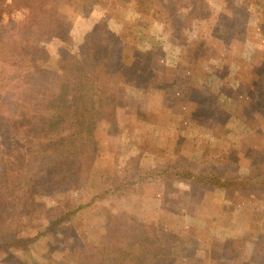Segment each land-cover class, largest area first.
Masks as SVG:
<instances>
[{
	"label": "rangeland",
	"instance_id": "1",
	"mask_svg": "<svg viewBox=\"0 0 264 264\" xmlns=\"http://www.w3.org/2000/svg\"><path fill=\"white\" fill-rule=\"evenodd\" d=\"M203 1L204 5L198 10V13L203 15L192 21L191 28L187 29L184 37L179 39L175 35L172 37L160 31L164 24L157 22L150 8L145 11L149 0H118L116 4L114 0H51V7L60 11L62 17L66 19L65 25L69 24L71 27L73 42L67 44L73 51L76 52L77 46L84 42L87 34L97 28L110 26L120 30L124 25L132 30L130 33L133 42L132 57L135 53L139 55L138 51H151L152 55L147 69L141 68L143 62L140 59L138 62H142L141 66L134 61L123 62L117 66L120 69L117 70L118 76L124 82L123 85L114 84L115 80L111 79L110 83L99 81L95 83L97 86L101 85L100 94L106 92L109 100L115 99V104H109L111 103L109 100L103 105L99 103L96 106L98 115L95 119L89 117L90 114H82L75 105L72 94L69 96L70 102L64 103L66 107L59 108V103L66 98L57 92L49 98L51 102L43 104L40 112L36 111L39 117L33 119L35 114L30 112V104L24 103L23 100L33 99L35 104V95L30 93L26 85L29 82L34 84L38 79L32 78V72L28 71V67L32 65L59 70L58 49L55 45H50L51 56L47 58L42 57L49 51L36 52L33 49L34 58H32L29 54L30 49H27L30 35L25 33L31 28V24L26 22V18L34 13L32 22L41 24L37 21V4L33 1L30 2V7H24L17 6L15 0H0V154L1 148L4 150L9 146L20 145L28 137L39 136L36 133L37 128L39 129L42 123L47 124L62 110L64 116L71 114L66 119L69 126L64 128L70 129V132L66 131L64 135L70 138L75 135L74 141H78L81 147L90 139L94 141L92 144L94 152H91L94 161L93 166L91 162L89 175L93 172L92 177L97 182V186L90 185L87 180L88 175L85 173L84 177L80 176L78 183L73 178H67L66 188L53 195L45 189L37 190L33 200L42 201L47 208H55L56 212L51 214V218L42 220L22 217V221L28 225V230H23L19 235L29 237L38 225L47 223L50 225L51 219L61 215L62 212L67 213L66 217L62 223L49 228V235L28 242L23 247L17 244L16 248H6L0 257V264H134L133 261L124 262V253L120 256V253L113 255L111 252L114 247L117 249L124 247L128 241L135 242L140 238L148 237L142 231L143 227L136 226L135 221L155 223L161 217L173 228L180 229L186 226L185 230H189L184 218L171 213L188 207L186 201L192 202L195 194L190 193L192 195L190 196L189 193H184L183 185L164 188L151 183L121 188L116 193L109 194L106 191L107 185L103 186V181L108 180L109 185L114 186L119 180H113L112 177H122L121 174H139L140 169H150L158 162L173 160L176 155L174 153L176 142L182 143L184 148L179 160L194 167L198 165L216 169L214 166L221 159H215L213 156L225 145H231L230 147L239 150L240 154L251 147V155L264 158L259 150H264V1ZM245 3L248 9L244 6ZM111 7L115 8L113 15L112 9H109ZM240 18L241 22L238 21ZM49 19L51 16L47 15L41 26L46 27ZM60 22L54 23L58 32L61 31ZM235 25L239 26L237 28L239 39L232 42V39L230 41L225 35V31ZM45 43L42 45L47 49ZM134 47L136 51L133 50ZM255 56L254 62L260 58L261 65L253 72L254 62L251 60ZM174 67L177 68L178 74L170 75L172 72L169 70L174 71ZM183 68L185 71L189 70V73L192 70V76L181 74ZM109 72H111L110 76L117 73L112 69ZM166 75L188 83L193 82L191 99L195 103L194 108L202 110V114L197 115L198 123L187 122L182 115L183 110L177 109L176 111L182 115V118L177 115L182 119L180 126L173 129L172 124L166 125L167 120L173 116L166 111L171 108L169 106H173L171 103L175 100L171 96L167 99L162 98L161 91L164 87L162 80ZM68 78L69 75L63 78L66 86ZM227 81L229 83L224 84ZM88 82L86 80V83H83ZM76 83L81 82L77 80ZM67 92L71 93L70 90ZM248 95H253L254 99L249 102L250 104ZM57 96L61 98L60 101ZM49 104L53 106L49 108ZM187 105L184 104L191 109V104L187 103ZM42 115L44 117H40ZM72 116L73 119H70ZM211 119L222 120L226 124L217 127ZM168 127H171V130ZM215 134L221 135L219 139ZM178 135H182L179 141L176 139ZM41 137L42 140L45 139L44 136ZM50 143L54 147L61 144L62 140ZM44 145L49 149L52 148L49 143L44 142ZM194 145L196 148L198 146L196 151L193 149ZM163 147L169 149L166 151V156L163 154L165 151L161 150ZM82 156L84 162L85 155L82 153ZM179 156L176 155V158ZM4 159V156L0 157L1 182L4 181ZM30 159L31 156H28V160ZM34 162L37 164L36 161ZM34 162L29 163L31 168L38 166ZM18 167L27 170L28 164L24 162L15 169ZM235 167L237 164L230 156L223 170ZM244 169L248 172L251 167L246 166ZM211 191L206 193L210 199L206 209L208 213L212 208L211 199L216 203L218 212H228L221 206L224 200H231L240 206L244 204L243 199L239 200L240 203L236 201L239 195L235 192L212 193ZM103 193L104 198L97 196ZM181 194L186 200L182 205L178 200ZM93 198L96 200L94 201ZM10 200H17V196H13L8 201L11 202ZM0 203L5 204V200L2 198ZM160 203H163L165 209L166 205H170L168 209L171 212L160 211L163 207V205L159 206ZM257 206L248 202L245 208L246 216H240L236 220L240 221L241 225L247 226L252 208ZM206 218H209L205 223L207 229L210 228L212 231L220 229L210 217ZM193 221H188L192 233L199 232L197 220ZM34 224L37 227L34 228ZM234 226L233 224L228 228L229 233L234 231L231 235L240 232L239 228ZM109 228L114 230L118 228V231L112 233ZM220 231L224 234L223 230ZM167 233L165 231L162 238L167 244L173 243L171 247H166H173V252L171 258L166 255V261L171 264H187L185 255L189 251L186 250V239L178 240ZM141 241L143 243L145 240ZM152 243L153 241L150 245ZM245 250L246 248H242L241 254H244ZM199 254L203 257L204 253L199 252ZM240 259L241 264L244 261H247L244 264L257 263L245 260L247 259L245 254L243 257L241 255Z\"/></svg>",
	"mask_w": 264,
	"mask_h": 264
},
{
	"label": "trees",
	"instance_id": "2",
	"mask_svg": "<svg viewBox=\"0 0 264 264\" xmlns=\"http://www.w3.org/2000/svg\"><path fill=\"white\" fill-rule=\"evenodd\" d=\"M33 1L37 4V21L43 24L47 15H50L51 19H49V23L46 27H42L41 24L37 25L32 22L34 13L27 16L26 22L31 24V28L29 30L27 29L25 32L30 35L27 41L29 46L27 49H30L29 54L34 58L33 49L36 52L39 50L47 53L50 45H55L58 49L59 70L43 69L32 65L29 66L28 71L32 72V78L35 80L38 79L36 83L32 84L29 82L26 85L30 89V93L35 95V104L33 99H24V103L30 104V112L35 114L33 118L35 119L39 117L36 111L40 112L45 102H51L49 98H51L54 93H61V96H65L66 98L59 103V108L61 109L66 107V104L64 105L65 102L67 104L70 102L69 96L72 94L75 98V105L81 110L82 114H90L89 117L95 119L98 115L96 106H98L99 103L101 105L106 104V101L109 100L106 92L100 94L101 85L99 84V86H97L95 83L97 81L101 83H110L111 79L115 80L114 84L123 85L124 82L121 81V77L118 76L117 70L119 68L117 66L123 62L134 61L138 66H141L143 62L141 68L147 69L151 61L152 52L138 51L137 53L139 55L135 53L132 57L131 46H133V42L131 41L132 34H130L132 30L127 29L124 25L120 30H115L110 26L97 28L95 31L87 34L84 42L77 46L75 52L67 44L73 42L71 27L69 24L65 25L64 22H66V19L62 17L60 11L51 7V0H15L17 6L24 7H30V2ZM117 2L118 0H114V4ZM239 4L242 5L241 2H239ZM203 5V0H149L148 7H145V11L149 8L152 10V15L155 16L157 22L164 24L162 28L163 32L172 36L175 35V37L181 39V37H184L186 30L191 28L192 21L203 15L202 13H198L199 8ZM109 9L111 10L112 7ZM114 10L115 8L113 7L111 11L112 15ZM41 14L46 15L42 17L40 16ZM238 21L241 22V18L238 19ZM57 22H60L61 25L60 32L56 31L57 26L54 23ZM237 28H239V26L235 25L232 29L225 31V35L230 41L232 39V42L239 39ZM224 39L227 40L225 36ZM42 43L47 44V49ZM134 49L135 47L133 50ZM134 51H136V49ZM47 56H51L50 51L42 58H47ZM139 59L142 61L141 63L138 62ZM255 59L256 56L253 57L251 61L254 62ZM144 62H146V65ZM252 65L253 72H255L259 68L258 66L261 65V59H257ZM184 68L181 70L185 73L181 71V74H186L191 77L193 71L191 70L189 73V70L185 71ZM110 69L116 71V75L110 76ZM176 70V67H174V71L170 69L169 71L172 72L170 75L173 73L178 74ZM66 75H69L67 86L63 79ZM77 80L81 83H76ZM86 80L89 82L84 84L83 82L86 83ZM189 82L190 83L175 77L169 78V76L166 75L162 80L164 87H162L161 95L163 99H167V97L170 96L173 97L172 99H175L173 103H171L173 106H169L171 108L167 109V113L172 112V114L175 116L177 114L181 118L183 115L187 122L198 123L199 121H196L198 119L197 115L202 114V110L194 108L195 103L191 99L193 95V82ZM227 83H229V81L224 84ZM151 86L153 87V85ZM68 90H70L71 93L67 92ZM96 96L97 99H95ZM57 97L60 101L61 98L59 96ZM247 99H249V103L252 101L253 95H248ZM109 101L111 102L109 104H115L114 98H111ZM187 103L191 104V109L189 107L187 108ZM184 104L187 106H184ZM52 106L51 104L48 105L49 108ZM177 109L183 110V114L181 115L180 112H177ZM69 115L71 114L64 116L61 110V112L54 116L47 124L42 123L43 125L41 124L39 129L37 128L36 133L39 136L36 138L31 136L22 141L20 145L9 146L4 150L1 148L2 153L0 157L4 156L5 158V162L3 161L5 168L3 171L4 181L1 182L0 180V200L3 198L5 204L0 203V257L3 255L6 248H16L17 244H21V247H23L27 245L28 242H34L41 237L49 235V228L62 223L66 217L67 213L62 212L61 215L51 219L50 225L48 223L40 224L37 227V225L34 224V228H37H35V232L31 233L29 237L19 235L23 230H28V225L26 222L24 223V221H22V217L26 219L34 220L36 218L35 220H42L43 218H51V214L56 212L55 208H47L42 201L36 202L33 200L37 190L45 189L49 194L53 195L66 188L67 178H73L78 183L80 181V176L84 177L85 173L88 175L87 180L90 185L97 186V182L94 180V177H92L93 172H90L89 175V170L91 171V162L93 166L94 161L91 154V152H94L92 148L94 141L90 139L81 147L78 141H74L75 135H72V138H70L63 134L66 131L70 132V129H64L69 126L68 122H66L67 116ZM40 117L44 116L42 115ZM70 119H73V116ZM41 136H44L45 139L42 140ZM61 140L62 143L54 147L50 143L60 142ZM44 142L49 143L52 148L49 149L44 145ZM227 146H222L218 152L225 151ZM237 147H239V145H237ZM82 153L85 155L84 162H82ZM28 156H31L30 160H28ZM34 161H36L37 164ZM24 162L28 164L27 170L20 167L15 169L17 165H22ZM31 162H34L38 166L31 168L29 165ZM102 176L105 175L102 174ZM121 176L122 177H112L113 180H119L118 183H114V186L109 185L108 180L103 181V186L107 185L106 191H108L109 194H114L121 188H131L138 184L149 183L151 181L165 186L171 185V183L175 181H183L202 192H208L209 189H223L227 192H235L239 196H241V194L246 196L257 195L260 191H264V166L255 168L247 175L234 176L219 169H213L211 167L206 168L198 165L194 167L190 164L181 162V160H176L173 163L167 162L159 164L150 169H140L139 174H121ZM13 196H17V200H10L11 202H9L8 200ZM97 196L102 199L105 197V194H97ZM93 200L95 201L96 198H93ZM13 201H15V203ZM194 210L195 209L188 211L193 212ZM173 213L179 214L178 212H172L171 214ZM205 213L206 211L197 212V215L206 218L208 211L206 214ZM135 222L136 226L143 227L142 231L146 233L148 237L140 238V240H136L135 242L128 241L124 247H119L120 249L114 247L111 253L113 255L120 253V256L124 253V262L130 261V263H132L133 261L135 262L134 264H171L169 261H166V255L168 254L169 258H171V252H173V250L159 243L157 236V229L159 226L165 227L172 232H178L183 236L188 235V237H185L187 244L186 250L187 252L189 251L186 255L187 264H199L202 262L199 258L193 261V255L195 257L198 249L208 248L212 243L211 238L207 236L205 230L201 231L197 238L190 237L192 234L190 225H188L189 230H185L186 226L180 229L176 227L173 228L161 217L158 218V221L155 223ZM109 229L113 231L112 233L118 231V228H116V230H114V228ZM109 229L108 231L110 232ZM141 240L145 241L142 243ZM151 241H153V243L150 245ZM242 248H246V242L243 239H226L223 259L215 264H231L230 260H234L232 264H241L240 262H242V260H240V257L242 255ZM254 249L264 251V241L262 238ZM253 258H257V255ZM244 263L247 262L244 261L242 264Z\"/></svg>",
	"mask_w": 264,
	"mask_h": 264
},
{
	"label": "crops",
	"instance_id": "3",
	"mask_svg": "<svg viewBox=\"0 0 264 264\" xmlns=\"http://www.w3.org/2000/svg\"><path fill=\"white\" fill-rule=\"evenodd\" d=\"M246 3H248V2H246ZM246 3L244 6L248 9V5L246 6ZM158 23H160V22H158ZM160 31L163 34H165V32H163L162 29H160ZM170 113L172 114V112H170ZM175 117H178L177 114H176V116L173 114V116L167 120V124H166V125L172 124L173 129H174V127L178 128V126H180V122H182L181 118H179V117L175 118ZM212 122L215 123V125L217 127L220 125L223 126L226 124V122H224L222 120L219 121L217 119L212 120ZM168 129L171 130V127H168ZM210 132H212V131H210ZM181 136L182 135H178V137L176 138L177 141H179V139L182 138ZM215 136H217V138H218L221 135L215 134ZM184 145H185V143H184ZM230 146L231 145H228L227 149L225 148L226 149L225 151H221L218 154H216L215 156H213V158H215V159L216 158L221 159V161H219L217 163V165L214 166V168L222 170V171L227 172V173H230L231 175L237 176V175H247V174L251 173V171L254 170L255 168H261L264 166V158L260 157L259 155H257V156L251 155V151H252L251 147L246 149V151L243 154H240V153H238L239 150H237V149L235 150V149L231 148ZM158 147H160V146H158ZM228 147H230V148H228ZM174 148H175L174 153L178 156L182 153V150L184 149L182 146V143L180 144L178 142L175 143ZM193 149H195V151H196V149H198V146L196 148V146L194 145ZM161 150L165 151L163 153L165 156L167 155L166 151L167 150L169 151V149L166 150L165 147L161 148ZM259 150L261 151L260 152L261 155L263 154V156H264V150L263 149H259ZM168 153H171V152H168ZM176 155H175L173 160L169 159L168 161L158 162V164L154 165L153 167L158 166L159 164H163V163H167V162L173 163L176 160H179L181 157L179 156L176 158ZM230 156L233 158V160L237 164V167H235L233 169L229 168V169L223 170L225 168V164L228 163ZM259 160H260V162H259ZM213 161H215V160H213ZM241 161H245V163H241ZM246 166L251 167V169L248 172L246 171V169H244V167H246ZM153 167H151V168H153ZM243 172H245V173H243ZM149 183H151L152 185L153 184L156 185V183L152 182V181ZM180 185H183V189H184L183 192L184 193H189L188 195H190V196H192L190 194V193H192L193 195L195 194V196L193 197V201L191 202V201H186L185 199H183L184 198L182 196L183 194L179 195L178 200L180 201V205H182L186 201L188 207L181 208L180 209L181 211H173L175 213H177V212L179 213V214L173 213V215L174 216H180L181 215L180 218H184L186 220L187 226H188V221L194 222L193 220H197L199 232H196V233L193 232L190 235V237H196L197 238V236L201 233V231L205 230L207 233V236L209 238H211V240H212L211 246H209L208 248L207 247L200 248L196 251V256L194 257V255H193V259H192L193 261L198 259V258L202 260V262H200V264H215L216 262L221 261L223 259V256H224L226 239L236 238V239H244V241L246 242V250H245L244 254H245V257H247V259H245V260H251V261L253 260L252 263L257 262L256 264H264V251H259V250L254 249L255 246H257V244L260 242L262 236H264V228L263 229L261 228V226L264 227V224H263L264 223V191H260L259 193H257V195H250V196H246V195L242 196L241 195V196H239L240 199L237 198L236 201L239 202V200L243 199L244 204H241L242 206L234 204L230 199H229L230 201H228V200L222 201L223 204L221 206L224 207L226 209V211H228L227 212L228 214L225 213L224 211L218 212L216 209V208H218L216 206V203L214 201H212V199H211V207L212 208H211V211H209L207 217H210V220H212L216 225H219V227H220V229H218L217 231H214V230L212 231L210 228L207 229L205 226V223L207 222V219H209V218H204V217L197 215V212L207 211L206 209H207V206H209V202H210V199H208L207 194H206L207 192L199 191V190L191 187L190 184H188L187 182H183V181H175V182L171 183V185H168V186L158 184V186H163L164 188H176L177 186H180ZM211 190H213V192L219 191V193L220 192H226L227 193V191H225L223 189H210L209 191H211ZM226 196H227V194H226ZM248 202L251 204H255V205L257 204L258 206L255 208H252V214L248 218L249 224L247 226H243V225H241L240 221L236 220V218H240V216L241 217L246 216V209L245 208H247L246 206L248 205ZM161 205H163V203L162 204L160 203L159 206H161ZM166 206H167V208L165 209V207L163 205L162 210H160V211L171 212L170 209H168V207L170 208V205H166ZM227 206H231V207L228 208ZM193 209H195L193 212L188 211V210H193ZM233 217H235V219H232ZM233 224L235 225L234 228H239L238 230L240 232L237 235H235V234L231 235L232 233H234V231H232V233H229V231H228V228ZM257 224H258V226H257ZM199 226H201V227H199ZM208 230H210V231H208ZM220 230H223L224 234H221ZM238 230H236V231H238ZM165 231L168 232L167 235L175 237L178 240L180 238L185 239V237H188V235L183 236L178 232H172L170 230L168 231L167 228L159 226L157 235L159 237V243L162 244L164 247H171L173 244V243L167 244L166 241L165 242L163 241L162 235L164 234ZM199 252L204 253L203 257L200 254L198 255ZM244 254H242V257L244 256ZM186 255H185V257H186ZM256 255H257V258H253ZM245 262H247V261H245ZM230 263H234V260H230Z\"/></svg>",
	"mask_w": 264,
	"mask_h": 264
}]
</instances>
